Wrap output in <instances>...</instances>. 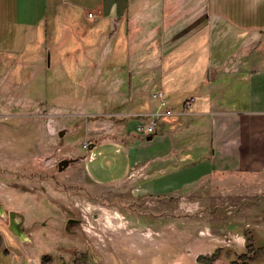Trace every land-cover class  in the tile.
<instances>
[{"label": "rangeland", "instance_id": "obj_1", "mask_svg": "<svg viewBox=\"0 0 264 264\" xmlns=\"http://www.w3.org/2000/svg\"><path fill=\"white\" fill-rule=\"evenodd\" d=\"M27 50L0 53V264H264V185L212 173L170 188L144 156L113 177L126 139L93 119L107 89L48 83ZM139 124L130 137L155 134Z\"/></svg>", "mask_w": 264, "mask_h": 264}, {"label": "crops", "instance_id": "obj_2", "mask_svg": "<svg viewBox=\"0 0 264 264\" xmlns=\"http://www.w3.org/2000/svg\"><path fill=\"white\" fill-rule=\"evenodd\" d=\"M26 50L48 83L107 89L126 139L113 177L144 156L170 188L212 173L264 185V0H0V53ZM154 112L155 134L130 137Z\"/></svg>", "mask_w": 264, "mask_h": 264}, {"label": "built area", "instance_id": "obj_3", "mask_svg": "<svg viewBox=\"0 0 264 264\" xmlns=\"http://www.w3.org/2000/svg\"><path fill=\"white\" fill-rule=\"evenodd\" d=\"M91 16H92V13L88 12L87 17L90 18ZM150 96L154 99H157L160 102L161 106L165 104L163 101V98H162V92L161 91H159V90L154 91ZM191 100H192V98L188 99L184 102V108L187 109ZM165 114H169V112L166 111ZM159 115H160V113H158V112L151 113L148 121L141 123L137 126L138 127L137 130L139 131V133H141L143 135L153 134L156 131L155 127H156V123L159 119Z\"/></svg>", "mask_w": 264, "mask_h": 264}, {"label": "trees", "instance_id": "obj_4", "mask_svg": "<svg viewBox=\"0 0 264 264\" xmlns=\"http://www.w3.org/2000/svg\"><path fill=\"white\" fill-rule=\"evenodd\" d=\"M98 118H107L106 116L103 115H93V119L96 120Z\"/></svg>", "mask_w": 264, "mask_h": 264}]
</instances>
